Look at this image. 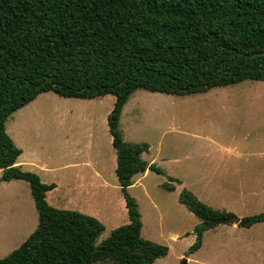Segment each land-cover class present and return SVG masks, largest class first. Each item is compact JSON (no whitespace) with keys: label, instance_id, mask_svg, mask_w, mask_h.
Masks as SVG:
<instances>
[{"label":"trees","instance_id":"16d2710c","mask_svg":"<svg viewBox=\"0 0 264 264\" xmlns=\"http://www.w3.org/2000/svg\"><path fill=\"white\" fill-rule=\"evenodd\" d=\"M246 79L264 80V0H0V181L27 180L38 212L34 231L0 264H151L165 255L166 245L140 235L128 189L134 174L163 170L142 158L147 143L122 137V108L138 88L192 94ZM43 91L113 99L106 122L128 222L100 244L98 219L48 204L45 192L56 185L15 165L21 149L6 120ZM178 199L201 220L190 251L208 220L233 214L187 188ZM261 221L264 210L238 224Z\"/></svg>","mask_w":264,"mask_h":264},{"label":"rangeland","instance_id":"374dc122","mask_svg":"<svg viewBox=\"0 0 264 264\" xmlns=\"http://www.w3.org/2000/svg\"><path fill=\"white\" fill-rule=\"evenodd\" d=\"M112 104L110 95L78 98L43 91L5 124L22 150L21 168L56 185L45 192L48 204L102 223L96 244L128 222L106 123ZM118 128L124 140L147 143L142 158L163 170H147L140 181L135 175L129 187L141 214L140 235L168 247L151 264H264V221L207 227L201 246L190 251L201 220L178 199L186 187L212 208L239 218L264 210V80L192 94L138 88L124 104ZM172 178L176 189H166L163 183ZM37 223L29 182L1 180L0 258Z\"/></svg>","mask_w":264,"mask_h":264},{"label":"water","instance_id":"95a60500","mask_svg":"<svg viewBox=\"0 0 264 264\" xmlns=\"http://www.w3.org/2000/svg\"><path fill=\"white\" fill-rule=\"evenodd\" d=\"M239 221H240V218L238 216L232 214V215H229V216H220V217L212 218V219L208 220L205 223V225H206V227H212V226L217 225L219 223H234V224H238Z\"/></svg>","mask_w":264,"mask_h":264},{"label":"crops","instance_id":"0c3cea01","mask_svg":"<svg viewBox=\"0 0 264 264\" xmlns=\"http://www.w3.org/2000/svg\"><path fill=\"white\" fill-rule=\"evenodd\" d=\"M112 101H113V99H112ZM107 123V122H106ZM107 128H108V126H107ZM109 132V131H108ZM110 134V133H109ZM110 144H111V136H110ZM111 147H112V144H111ZM113 148V147H112ZM21 152H22V150H21ZM21 154V153H20ZM20 156V155H19ZM19 156L17 157V159H16V162H15V165H19L20 167H22V165L21 164H18V163H21V160L19 159ZM148 163H151V162H148ZM115 164H116V161H115ZM23 169V168H22ZM114 169H115V167H114ZM1 170V169H0ZM147 170H149V169H146L145 171H143V172H140V173H136V174H134L133 176H135V175H139V177H138V181H140L144 176H146V174H148V172H150V171H147ZM114 175H115V171H114ZM133 176H132V178H133ZM115 179H116V181H117V178H116V175H115ZM172 182H171V184H173V186H174V189H172V190H175L176 189V184L174 183V181H175V179L173 178V180H171ZM117 183H118V181H117ZM133 183V182H132ZM118 185H119V183H118ZM132 185V184H131ZM130 187V186H129ZM119 188H120V186H119ZM184 188H186V187H184ZM129 189V188H128ZM121 202H122V205H123V198L121 197ZM124 207V206H123ZM224 211H229V212H232L231 210H224ZM173 236H175V238H176V236H177V234H172Z\"/></svg>","mask_w":264,"mask_h":264}]
</instances>
